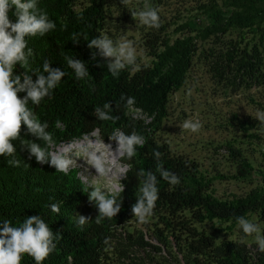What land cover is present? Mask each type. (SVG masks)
I'll return each mask as SVG.
<instances>
[{
  "label": "trees",
  "instance_id": "trees-1",
  "mask_svg": "<svg viewBox=\"0 0 264 264\" xmlns=\"http://www.w3.org/2000/svg\"><path fill=\"white\" fill-rule=\"evenodd\" d=\"M77 1L37 0L38 6L47 12L56 27L43 36L26 37L28 48L32 50L29 70L39 68L43 72V63L47 60L53 68H60L67 74L53 90L51 98L46 97L39 106L29 102L28 107L42 123H48L47 130L53 135L54 146L70 143L95 130L104 141L111 140L117 130L129 135L135 131L144 137L145 143L136 146L132 159L120 157L127 166L120 181L122 189L110 193L121 203L120 213L97 223L98 209L88 199L92 188L85 186L74 169L67 173L58 172L49 165L38 164L35 157L29 159L28 151L21 147V140L36 138L22 132L21 139L13 141L16 147L14 157L0 156V221L7 219L18 227L27 217L40 216L54 233H59L62 238L55 241V250L43 264H109L105 248L118 225L134 218L132 205L137 202L141 185L137 173L143 169L145 173L151 171L157 176L158 199L151 217L157 218L156 226L162 225L154 230L158 242L165 244L168 236L165 232L169 231L177 241V254H181L187 264H264V252L259 248L253 258L245 243L224 238L215 244L214 232L206 233L195 226L198 222L217 219L230 222L232 227L237 224L238 216L255 213L262 223L264 235V189L252 190L230 200L219 199L211 193V180L200 173L198 163L175 154L166 141L157 137L168 113V95L183 85L191 65L192 38L178 39L172 44L159 35L148 38L145 44L154 57L151 66L141 64L136 72H132L129 66L118 77H113L104 58L97 55L96 60L91 59V53L99 50L88 48V42L100 36L105 28L107 0H88L76 9ZM13 12L14 9L9 17L15 22ZM253 18L252 14L240 12L226 22L245 26ZM205 30L208 32L211 26ZM74 34L79 44L72 42ZM65 56L83 60L89 76L78 80L67 66ZM251 58L249 56L248 60ZM254 64L245 62L249 69H253ZM24 71L17 64L14 74L20 75ZM36 79L33 75V80ZM19 95L22 98L26 93ZM122 95L134 97L133 107L140 109L146 117L128 114L126 99L122 100ZM108 102L112 104L109 114L119 119L98 120L93 115L95 107L103 108ZM36 142L43 146L42 141ZM155 151L161 153L163 167L179 177L178 185H170L156 172ZM13 158L20 161L19 167L8 165V160ZM250 169V163L243 160L235 176L246 177ZM53 203L59 205V214L51 211ZM79 215L91 217V220L80 227L77 223ZM134 240L139 248L160 250L158 245L146 241L141 231ZM21 264L36 262L30 255L23 254Z\"/></svg>",
  "mask_w": 264,
  "mask_h": 264
},
{
  "label": "rangeland",
  "instance_id": "rangeland-1",
  "mask_svg": "<svg viewBox=\"0 0 264 264\" xmlns=\"http://www.w3.org/2000/svg\"><path fill=\"white\" fill-rule=\"evenodd\" d=\"M87 1L78 0L75 8ZM149 3L158 10L161 23L158 29L142 25L132 17L130 11L142 9L143 0H130L127 6L121 0H107L102 34L114 41L130 42L139 66H151L154 60L145 44L148 38L159 35L170 44L192 38L191 65L183 85L168 95V113L157 133L158 139L166 141L175 154L197 162L200 173L211 180V193L219 199L230 200L264 189V125L254 118L257 110L264 111V0H149ZM240 12L254 15L253 21L245 26L226 22ZM207 26L211 30L205 32ZM249 56L253 58L248 60ZM246 61L254 62V68L249 69ZM127 113L146 117L133 106ZM186 119L199 120L202 127L195 133L182 130L179 125ZM116 149L117 142L102 140L98 130L51 147V151L69 155V169L76 170L86 187L105 192L110 187V193L122 189L120 181L127 168ZM88 152L103 154L107 175L96 173L88 162ZM243 160L252 169L246 177L235 176ZM245 218L259 225L262 235L258 216L249 213ZM156 223L157 218L149 217L141 224L134 217L118 225L105 248L108 263L187 264L177 254V241L169 231L165 232L168 235L165 244L154 237L156 227L162 226ZM195 226L206 233L214 232L215 244L224 238L245 243L252 257H256L258 245L254 235L246 236L238 224L230 227V222L215 219ZM140 231L146 241L158 245L160 250L137 247L134 239Z\"/></svg>",
  "mask_w": 264,
  "mask_h": 264
},
{
  "label": "clouds",
  "instance_id": "clouds-1",
  "mask_svg": "<svg viewBox=\"0 0 264 264\" xmlns=\"http://www.w3.org/2000/svg\"><path fill=\"white\" fill-rule=\"evenodd\" d=\"M121 2L127 6L130 0H121ZM13 9L15 22L9 17ZM130 12L132 17L142 25L156 29L161 26L158 10L149 3V0H143L142 9ZM55 27V23L49 20L47 12L38 6L37 0H0V156L14 157L16 147L13 141L20 140L23 132L25 136L36 138L35 140H21V147L28 151L29 159L35 157L38 164L49 165L58 172L67 173L71 166L69 155L65 152L51 151L54 140L52 133L47 130L48 123H42L37 114L28 107L29 102L39 106L46 97L51 98L53 90L67 74L60 68H53L47 60L43 63V72L39 68L29 70L32 50L28 48L26 37H34L38 34L43 36ZM72 42L80 43L75 34ZM88 48L99 50L98 53L96 51L91 53V59L96 60L97 55L104 58L107 61L108 71L113 77H118L120 72L129 66L132 72L140 70L136 50L130 42L122 39L114 41L109 36L101 34L88 42ZM64 58L78 80L89 76L88 67L83 60L71 56ZM17 64L25 69L20 75L14 74ZM33 75L37 77L35 81ZM20 93H26V95L21 98ZM121 99H126L128 108L135 104L134 97L122 95ZM111 110L112 104L108 102L103 105V108L95 107L93 115L101 121L119 119L109 114ZM254 118L264 125V111L257 110ZM57 127H59V121ZM179 127L195 133L202 125L199 120L186 119ZM110 139L117 142L115 153L121 157L126 156L128 159L134 157L136 146H143L145 143L144 137L135 131L130 135L117 131ZM36 140L42 141L43 146ZM109 147L111 148V145ZM87 155L88 162L95 168L96 173L101 176L107 175L102 159L103 154L97 156L88 152ZM153 155L157 161L156 172L170 185H178L179 177L166 170L160 163L161 153L155 151ZM8 165L19 167L20 161L10 159ZM137 175L141 178V185L137 202L132 205V213L139 223L143 224L153 215L155 202L158 199V181L156 174L151 171L145 173L141 169ZM88 199L89 203H94L98 209L97 223L103 218L116 217L121 211V203L117 202L114 195H110V187L109 192L94 188L88 192ZM50 208L52 212L59 214L60 207L57 203L51 204ZM89 220L91 217L83 215L77 217L80 227H83ZM237 224L246 236L254 235L259 251L264 252V235L260 234L259 225L244 216L237 217ZM61 238L62 236L54 233L40 216L27 217L18 227L13 226L7 219L0 221V264H21L23 254L30 255L36 264H43V261L55 250V241ZM107 242L106 239L105 243Z\"/></svg>",
  "mask_w": 264,
  "mask_h": 264
}]
</instances>
